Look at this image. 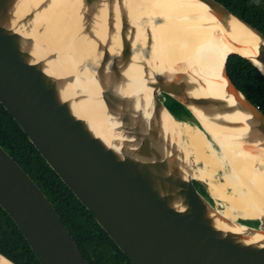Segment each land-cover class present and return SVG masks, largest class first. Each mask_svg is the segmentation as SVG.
I'll list each match as a JSON object with an SVG mask.
<instances>
[{
	"label": "water",
	"instance_id": "obj_1",
	"mask_svg": "<svg viewBox=\"0 0 264 264\" xmlns=\"http://www.w3.org/2000/svg\"><path fill=\"white\" fill-rule=\"evenodd\" d=\"M194 16L229 49L203 87L163 31ZM232 54L264 77V34L217 0H0V104L133 264H264V220L221 212L177 130L211 126L263 160L264 114L230 80ZM0 207L39 264H88L1 145Z\"/></svg>",
	"mask_w": 264,
	"mask_h": 264
},
{
	"label": "trees",
	"instance_id": "obj_2",
	"mask_svg": "<svg viewBox=\"0 0 264 264\" xmlns=\"http://www.w3.org/2000/svg\"><path fill=\"white\" fill-rule=\"evenodd\" d=\"M217 1L264 34V0ZM226 71L233 84L264 114L262 74L237 54L227 57ZM164 103L175 115H188L185 108L170 97H166ZM0 145L47 196L88 264H133L50 168L1 104ZM205 196L212 202L207 192ZM0 252L15 264H39L21 231L1 207Z\"/></svg>",
	"mask_w": 264,
	"mask_h": 264
},
{
	"label": "bare ground",
	"instance_id": "obj_3",
	"mask_svg": "<svg viewBox=\"0 0 264 264\" xmlns=\"http://www.w3.org/2000/svg\"><path fill=\"white\" fill-rule=\"evenodd\" d=\"M210 27L201 16L163 22L169 52L195 72L192 73L202 87L210 78L206 73L219 70L229 50L223 41H216ZM177 130L194 162L202 164L195 178L205 180L212 198L224 203L221 212L232 220L236 219V214L264 220V157L262 160L257 154L232 149L227 138L220 139L218 134L222 133L211 126L208 127L211 137L185 124H179Z\"/></svg>",
	"mask_w": 264,
	"mask_h": 264
},
{
	"label": "flooded vegetation",
	"instance_id": "obj_4",
	"mask_svg": "<svg viewBox=\"0 0 264 264\" xmlns=\"http://www.w3.org/2000/svg\"><path fill=\"white\" fill-rule=\"evenodd\" d=\"M197 189L199 190V192L204 196H205V191L204 189L199 185L196 186ZM236 220L240 221V222H243V223H246V224H249V225H252V226H258L259 225V221L257 220H254V219H245L243 217H236Z\"/></svg>",
	"mask_w": 264,
	"mask_h": 264
},
{
	"label": "rangeland",
	"instance_id": "obj_5",
	"mask_svg": "<svg viewBox=\"0 0 264 264\" xmlns=\"http://www.w3.org/2000/svg\"><path fill=\"white\" fill-rule=\"evenodd\" d=\"M165 101V100H164ZM198 165H199V167L202 165L201 163H198ZM204 191H205V189H204ZM217 206H218V208L220 209V210H223L224 209V203L223 202H221V201H217ZM234 217H243V216H241V215H234ZM245 219H247L246 217H245Z\"/></svg>",
	"mask_w": 264,
	"mask_h": 264
}]
</instances>
